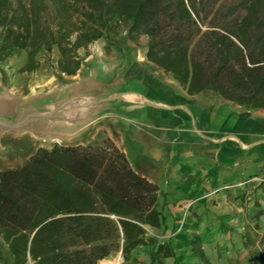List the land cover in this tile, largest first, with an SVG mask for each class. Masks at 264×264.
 <instances>
[{"label":"trees","instance_id":"16d2710c","mask_svg":"<svg viewBox=\"0 0 264 264\" xmlns=\"http://www.w3.org/2000/svg\"><path fill=\"white\" fill-rule=\"evenodd\" d=\"M36 1L19 0L16 6L15 0H0V61L15 48L27 49L30 59L51 48ZM44 1L39 0L43 6ZM78 1L94 25L77 46L103 37L113 19H124L130 34L147 36V59L190 94L211 91L264 109V0ZM61 70L75 73L63 63ZM159 191L110 137L99 145L41 146L22 166L0 170V239L9 261L0 260L97 264L121 251L132 264H144L132 250L146 244L145 225L163 223ZM163 249L152 251V263Z\"/></svg>","mask_w":264,"mask_h":264},{"label":"crops","instance_id":"0c3cea01","mask_svg":"<svg viewBox=\"0 0 264 264\" xmlns=\"http://www.w3.org/2000/svg\"><path fill=\"white\" fill-rule=\"evenodd\" d=\"M146 52L147 45L117 74L109 75L104 65L86 77L68 74L59 92L49 87L48 101L38 108L52 113L53 136L31 132V155L41 146L76 143L74 126L93 116L111 117L107 136L160 190L164 220L145 225L146 244L132 250L139 263L264 264V109L211 91L190 94ZM14 55L0 64L2 87L9 83ZM21 101L0 93V170L16 168L9 165L7 126L24 116ZM36 117L32 122L44 116ZM159 245L160 261L152 263Z\"/></svg>","mask_w":264,"mask_h":264},{"label":"rangeland","instance_id":"374dc122","mask_svg":"<svg viewBox=\"0 0 264 264\" xmlns=\"http://www.w3.org/2000/svg\"><path fill=\"white\" fill-rule=\"evenodd\" d=\"M236 2L238 0H219L218 4ZM15 5L19 6V0H15ZM36 6L39 7L40 28L48 33L51 48L40 49L31 59L27 49L15 48L12 52L15 54L14 58L9 62L8 85L2 87L0 80V93H8L22 100L19 106L26 108L25 111H21V113L24 112V116L22 114L23 117L18 121L16 118L8 121L6 143L10 145L9 165L14 167L25 163L32 153L33 141L30 137L29 124L33 119H37V115L43 117L48 114L46 109L38 108L42 102L48 101L49 91L47 90L52 87L54 91L59 92L70 81L67 78L70 73L61 70L62 63L67 68L75 70L73 75L77 78L78 76L86 77L104 65L110 69L108 74L113 75L122 71L147 42V36L144 34H130L128 21L113 19L109 29L104 28L103 37L92 40L85 46H77L78 40L81 39L82 42L87 40L90 34L89 27L94 25V22L85 15V10L88 8L83 1L45 0L43 6L37 0ZM10 56L0 61V64L8 63ZM63 105L62 96L58 97L56 106L61 109ZM58 113L60 114V111L56 114ZM111 125H113L111 117L97 116L79 123L76 127L74 126V130L77 128L74 134L76 143L102 144L108 137L104 127ZM39 142L47 143L44 139ZM4 249V242L0 239L1 258L4 255ZM119 253L120 251L116 252L110 258L118 257ZM122 257L123 264H126L127 259L124 255ZM3 258L9 261L6 257L3 256ZM0 264L5 263L0 260ZM27 264H33V261L29 260Z\"/></svg>","mask_w":264,"mask_h":264},{"label":"bare ground","instance_id":"6f19581e","mask_svg":"<svg viewBox=\"0 0 264 264\" xmlns=\"http://www.w3.org/2000/svg\"><path fill=\"white\" fill-rule=\"evenodd\" d=\"M99 49V48H98ZM52 83V82H51ZM90 109V108H89ZM25 111V110H24ZM24 113V112H23ZM81 113V111H80ZM52 113L45 114L43 118H41V121H31L29 126L31 127V132L37 134V135H46V136H53V128L55 127V124L52 123L50 120ZM82 114V113H81ZM87 114V113H86ZM64 118H70L69 115H63ZM34 120V119H33ZM27 127V126H26ZM30 134V133H28ZM55 136V135H54ZM63 136V135H62ZM61 137V136H56ZM36 139V138H35ZM55 140V139H54ZM66 141V140H65ZM62 142V141H61ZM72 142V141H71Z\"/></svg>","mask_w":264,"mask_h":264},{"label":"built area","instance_id":"2783aa9c","mask_svg":"<svg viewBox=\"0 0 264 264\" xmlns=\"http://www.w3.org/2000/svg\"><path fill=\"white\" fill-rule=\"evenodd\" d=\"M97 264H123L122 252L120 251L118 257L102 259Z\"/></svg>","mask_w":264,"mask_h":264}]
</instances>
